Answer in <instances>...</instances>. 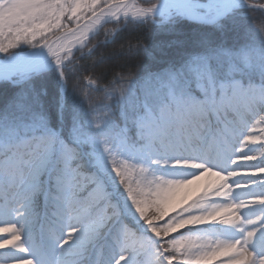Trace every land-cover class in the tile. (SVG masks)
I'll list each match as a JSON object with an SVG mask.
<instances>
[{
  "label": "trees",
  "instance_id": "trees-1",
  "mask_svg": "<svg viewBox=\"0 0 264 264\" xmlns=\"http://www.w3.org/2000/svg\"><path fill=\"white\" fill-rule=\"evenodd\" d=\"M30 1H34V12L30 10L21 19L15 16L22 7H16L14 12L13 7L7 11L9 13L4 12L5 7L0 10V44L23 37L19 47L10 49L9 54L32 49L27 40L36 32L58 34L77 26L107 5L123 0ZM253 1L264 4V0ZM155 2L140 0L145 6ZM42 3L74 5L75 12L56 16L46 24L38 15V6ZM52 24L57 27L49 32ZM262 33L264 13L248 9L238 11L224 29H212L177 13L169 17L124 18L105 25L86 48L75 53L64 64V77L54 66L27 81H0V114L7 111L9 117L8 124L0 128V192L3 193L0 204L8 205L5 207L7 215H0V225L15 224L11 209L23 211L18 193L24 187H18V178L27 176L33 180L39 169L36 165L42 160L41 153L25 147L27 142L40 135L31 127L33 110L46 118L48 133L55 138L57 146L64 141L70 147H76L82 157V171L88 175L95 171L91 167L93 146L88 137L96 139L95 150L111 169L112 191L128 214L131 228L152 236L149 222L162 231L181 223L175 222L176 210L167 197L151 190L150 179L154 172L165 180L175 178L179 170L169 164L156 165L154 155L149 157L125 150L120 139L124 138L136 147L151 143L154 152L167 159L179 158V161L191 160L201 147L205 157L211 154V165H221L216 150H213L217 145L214 137L222 135L223 143L227 138L237 144L238 132L247 129L233 103H228L227 97L221 100L220 84L242 79L246 85H264ZM208 35L215 36L217 43L234 53L231 58L213 61L215 86L205 79L201 90L194 80L189 83L181 78L170 82L162 75L166 70H179L192 54L201 51L202 42ZM33 43L40 45L42 40ZM88 81L95 86H89ZM18 93L27 95L25 107L8 108V103ZM149 131L153 136L146 134ZM139 133L142 136L140 142ZM206 134H210V140ZM249 144L259 147V163H264V138L255 137ZM17 160H20V166L16 165ZM261 173L259 176H264ZM48 179L46 175L42 177L44 181ZM260 184L264 187V180ZM38 207L42 215H50L56 210L54 205L44 201L43 196ZM187 219L194 220V217ZM199 234V227L192 224L176 239L192 243ZM3 235L0 234V239L5 238ZM229 236L228 241L232 240ZM4 251L14 252L15 258H23L18 250ZM6 261L7 257L0 252V264H6Z\"/></svg>",
  "mask_w": 264,
  "mask_h": 264
},
{
  "label": "snow or ice",
  "instance_id": "snow-or-ice-1",
  "mask_svg": "<svg viewBox=\"0 0 264 264\" xmlns=\"http://www.w3.org/2000/svg\"><path fill=\"white\" fill-rule=\"evenodd\" d=\"M172 6L181 15L209 25L212 29H224L241 9L264 13V4L249 3L248 0H172ZM69 11L74 13L75 6L66 3L59 6L42 3L38 6V15L46 24ZM55 27L57 24L50 25L49 32ZM63 37V33L46 35L39 31L27 40L33 49H47L48 56L54 58L53 62L62 77L65 76L63 69L67 58L62 55ZM21 39L23 37L0 44V54H3L0 56V81H27L47 69V61L35 52L24 56L9 54L10 49L19 47ZM38 39L42 40L40 45L33 43ZM261 53L264 55V49H261ZM233 55V50L217 43L215 36L208 35L202 42L201 51L192 54L179 70H166L162 75L170 82L181 78L189 83L194 80L196 86L203 90L202 82L205 79L215 86L213 61ZM230 87L234 98L247 96L249 91L255 92L254 86L245 90L239 80H233ZM228 89L227 83L220 84L222 101L227 97ZM26 99V94L18 93L7 107L23 109ZM259 99L264 102V88ZM8 121L7 111L0 114V128L5 127ZM31 127L40 135L34 137V141L27 142L25 147L41 153L42 161L32 182L18 193L23 211L11 209L18 223L0 230V234L5 237L0 239V252L7 257L6 264H201L204 259H214L222 247H236L241 243L243 257L233 261V264H264V227H258L254 221L244 220L243 217L239 218L240 227L237 228L244 237L242 242H218L212 251L195 260L191 259L192 245L186 239L178 240L176 237L197 223L196 220H184L165 231L152 227L149 222L152 236L138 233L130 227L128 214L112 191L111 169L106 159L95 150L97 141L94 137L89 136L88 142L93 146L91 167L95 171L88 175L82 171V157L76 147H70L64 141H60L57 146L55 138L48 133L46 118L42 113L32 111ZM120 144L127 151L149 157L153 155L151 143L136 147L121 138ZM45 175L49 178L47 181L42 180ZM45 184L50 187L45 188ZM42 196L45 202H50L56 209L50 215H42L39 211L38 204ZM261 203H264V199ZM6 206L0 204V210ZM217 217L218 213L210 214L208 222H217ZM232 226L236 227L235 224ZM9 249L18 250L25 256L15 258L14 252L4 251ZM216 264H220V261H216Z\"/></svg>",
  "mask_w": 264,
  "mask_h": 264
},
{
  "label": "rangeland",
  "instance_id": "rangeland-1",
  "mask_svg": "<svg viewBox=\"0 0 264 264\" xmlns=\"http://www.w3.org/2000/svg\"><path fill=\"white\" fill-rule=\"evenodd\" d=\"M20 1L21 4L18 1L10 6V9L14 7L13 12L16 7H22V11H19L15 16L16 19L23 18V15L27 16L30 10L34 12V1ZM9 2L11 1L0 0V3H4V5H7ZM248 2L257 3L253 0H248ZM132 8L133 10L139 9L151 12L148 15H137L135 17L139 19L146 17H169L176 13L180 14L172 6L171 0H156L150 6L142 5L140 0H137ZM8 9V7L4 8V12L6 11L7 13ZM90 40L86 39L84 45L78 50L86 48ZM75 53L76 51L70 54L68 52L63 54V56L67 57L64 60V64L73 58ZM21 56L24 55L22 54ZM239 81L245 90H249L250 86H254L255 92L249 91L247 96L240 95L234 98L230 87L233 80L224 82L229 85L227 102H232L237 113L241 114L247 130L239 134L240 142L235 147L224 145L219 149V157L223 164L222 170L211 166L204 155H195L188 161L184 159L179 161V158L167 159L161 153L154 152L155 148L152 146L156 165L169 164L171 167L179 170L178 176L168 178L167 180L162 178V176H158L157 172L152 173L150 176L151 183H153L151 190L164 194L167 197L170 205L176 210L177 219L175 222H182L191 216L197 221L194 225L199 227L200 234L194 242L190 243L192 245L191 259L193 260L206 252L212 251L218 242L220 244H234L236 241L242 242L244 237L237 230L240 227L238 224L240 217H243L244 220L254 221L258 227H264V223H262L264 221V203H261L262 199H264V187L260 184L264 180V176H259L264 168V163H259L261 155L259 147H251L249 144V140H254L255 137L264 138V102L259 99L264 85L257 83L246 85L243 80ZM16 82L20 81L16 80ZM88 85L95 86L92 81H88ZM207 107L210 111H213L211 105ZM146 134L153 136L151 131L149 133L146 132ZM139 138L140 142L142 139L140 133ZM218 141L220 142V138ZM256 160L258 161L255 162ZM41 161L36 165V168H40ZM244 161L247 162L245 166L242 165ZM16 165H21L20 160H17ZM22 171L21 167L20 173ZM30 182L32 180L29 177L22 176L18 178L17 185L18 187L26 188ZM48 187L50 185L47 184L45 188ZM234 205L239 207H234ZM7 213L6 208L0 210V215L2 216H6ZM217 213V222H208L210 221V214L215 215ZM14 218H16L15 224L18 223L17 217L15 216ZM233 224L236 227H233ZM11 227L7 223H4L0 225V230ZM228 235H230L229 237L232 240L228 241L226 239ZM242 246L241 243L236 247H222L214 259H204L201 261V264H216V261H220V264H233V261L243 257V253L241 252ZM24 256L25 254H23ZM225 257L228 259L225 260Z\"/></svg>",
  "mask_w": 264,
  "mask_h": 264
},
{
  "label": "bare ground",
  "instance_id": "bare-ground-1",
  "mask_svg": "<svg viewBox=\"0 0 264 264\" xmlns=\"http://www.w3.org/2000/svg\"><path fill=\"white\" fill-rule=\"evenodd\" d=\"M172 1V0H171ZM134 4L131 6H123V5H115L112 8L105 10L102 14H100L96 21L87 22L85 25L80 27L75 33L67 37L64 44V51L65 53L75 52L78 48L84 45L86 39L94 32L97 22L101 21L107 16L111 15H122L125 14L127 16L136 17L137 15H148L150 11H143V10H133ZM36 54L40 55L41 49L33 51ZM32 53V52H31Z\"/></svg>",
  "mask_w": 264,
  "mask_h": 264
},
{
  "label": "water",
  "instance_id": "water-1",
  "mask_svg": "<svg viewBox=\"0 0 264 264\" xmlns=\"http://www.w3.org/2000/svg\"><path fill=\"white\" fill-rule=\"evenodd\" d=\"M135 1H137V0H124V1H122V2L115 3V4H112V5H109V6L105 7V8H103V9H102L101 11H99L98 13H96V14H94L93 16H91L90 18L86 19L83 23L77 25L76 27H73V28H71V29H69V30H66V31L62 32V33L64 34L63 41H65V40L67 39V37H69L70 35H72L73 33H75V31H77L80 27H82L83 25H85L87 22L96 21V18H97L100 14H102L105 10H107V9H109V8H112V7H114L115 5H123V6H129V5H131V6H132V5L135 3ZM125 17H127V15H125V14H122V15H111V16H107V17H105V18L102 19L101 21H98V22H97V26H96L94 32L91 33V35L87 38V40L91 39V37H92L93 35L99 33V32L101 31V29H102L105 25H107V24H109V23H112V22H115V21H118V20H120V19H122V18H125ZM62 33H60V34H62ZM81 47H82V46H81ZM81 47H80V48H81ZM80 48H78V49H80ZM39 49H40V48H39ZM39 49H37V50H39ZM78 49H77V50H78ZM77 50H76V51H77ZM63 54H65V51L62 52V55H63ZM19 55H21V54H19ZM39 56L43 57V58L47 61V63H48V67H47L46 70L52 68L53 66H56L55 63L53 62L54 58H52L51 56H48V54H47V49H43V50H41V53H40ZM46 70H45V71H46Z\"/></svg>",
  "mask_w": 264,
  "mask_h": 264
},
{
  "label": "flooded vegetation",
  "instance_id": "flooded-vegetation-1",
  "mask_svg": "<svg viewBox=\"0 0 264 264\" xmlns=\"http://www.w3.org/2000/svg\"><path fill=\"white\" fill-rule=\"evenodd\" d=\"M10 1H12V0H10ZM14 3L13 2H9L7 5H4V3H0V10H3V7H8L9 9H10V6L11 5H13ZM8 9V10H9ZM12 10V9H11ZM4 13V12H3ZM7 13H9V12H7ZM21 52V51H20ZM3 55V54H2Z\"/></svg>",
  "mask_w": 264,
  "mask_h": 264
},
{
  "label": "clouds",
  "instance_id": "clouds-1",
  "mask_svg": "<svg viewBox=\"0 0 264 264\" xmlns=\"http://www.w3.org/2000/svg\"><path fill=\"white\" fill-rule=\"evenodd\" d=\"M261 41L264 42V33L261 34ZM99 127V125H97Z\"/></svg>",
  "mask_w": 264,
  "mask_h": 264
}]
</instances>
